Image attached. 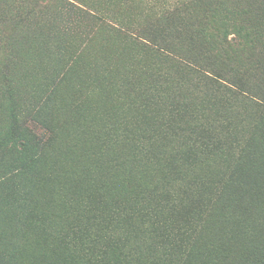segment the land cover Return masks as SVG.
Here are the masks:
<instances>
[{"label": "trees", "instance_id": "obj_1", "mask_svg": "<svg viewBox=\"0 0 264 264\" xmlns=\"http://www.w3.org/2000/svg\"><path fill=\"white\" fill-rule=\"evenodd\" d=\"M149 5L147 28L94 17L137 79L96 152L66 133L56 151L62 115L0 92V186L30 185L0 201V264H264V0Z\"/></svg>", "mask_w": 264, "mask_h": 264}, {"label": "rangeland", "instance_id": "obj_2", "mask_svg": "<svg viewBox=\"0 0 264 264\" xmlns=\"http://www.w3.org/2000/svg\"><path fill=\"white\" fill-rule=\"evenodd\" d=\"M150 2L0 0V92L11 87L20 102L30 99L34 93L42 97L47 111L62 115L63 120L54 122L60 126L56 144L54 138H48L50 133H46V139L56 151L61 148L62 141L70 143L64 138L66 133L78 143L93 145L96 152L107 120H118L124 99H129L133 93L128 89L118 90L117 83L135 84L136 81L131 80H137L124 78L125 70H114L118 62H125L123 57L128 53V46L114 35L98 31L94 17L101 16L105 22L113 20L122 30L138 26L147 28L149 24H156L159 15L157 8L150 7ZM70 8H76L79 16L69 12ZM143 80L140 77L139 83ZM58 81L61 83L52 92L53 84ZM75 101L81 105L76 111L79 115H75L70 105ZM0 120L2 128L5 122ZM36 132L41 134L42 129ZM110 138L118 139L116 135ZM27 181L25 175L15 176L0 186V201H5L2 212L19 210L23 193L30 189ZM21 185L24 188L20 190ZM54 187L52 184L47 188L52 191Z\"/></svg>", "mask_w": 264, "mask_h": 264}]
</instances>
